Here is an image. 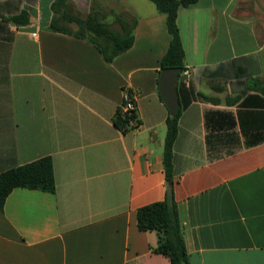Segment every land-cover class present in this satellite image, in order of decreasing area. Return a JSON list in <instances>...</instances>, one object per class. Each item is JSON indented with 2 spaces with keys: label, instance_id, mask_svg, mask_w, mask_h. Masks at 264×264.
Instances as JSON below:
<instances>
[{
  "label": "crops",
  "instance_id": "1",
  "mask_svg": "<svg viewBox=\"0 0 264 264\" xmlns=\"http://www.w3.org/2000/svg\"><path fill=\"white\" fill-rule=\"evenodd\" d=\"M54 1L0 0V172L51 156L56 183L9 193L0 264H169L137 224L168 184L166 14L151 0H67L115 29L117 14L137 19L132 47L107 62L51 28ZM177 23L190 75L177 81L173 179L189 264H264V0H198ZM124 87L139 119L126 132L114 123Z\"/></svg>",
  "mask_w": 264,
  "mask_h": 264
},
{
  "label": "trees",
  "instance_id": "2",
  "mask_svg": "<svg viewBox=\"0 0 264 264\" xmlns=\"http://www.w3.org/2000/svg\"><path fill=\"white\" fill-rule=\"evenodd\" d=\"M157 9L166 14L167 29L170 41L165 54L160 60L161 70L166 67L185 68V51L177 23L180 7L195 4L198 0H151ZM67 0H55L53 10L59 16L51 22L55 31L74 34L87 39L100 52L103 59L112 62L119 54L132 47L137 24L135 17L117 14L116 22L119 29L101 19L97 14L90 12L86 16L73 14L66 9ZM15 22L28 21L25 12L12 18ZM65 20L75 22L77 31H71L59 22ZM162 97V96H161ZM206 98V97H205ZM163 99V98H162ZM183 105H180L174 114L168 111L166 117V135L163 150V165L168 181L165 198L143 205L137 210V224L140 230H153L157 233V245L153 251L167 258L169 264H189L188 252L183 236V227L179 217V210L174 194L173 161L174 143L179 129V117ZM131 119L135 120L132 123ZM115 125L126 132L139 123L136 110L130 116L116 113ZM55 175L51 156L39 157L25 164L17 165L0 172V209L3 208L9 193L15 187L55 191Z\"/></svg>",
  "mask_w": 264,
  "mask_h": 264
},
{
  "label": "water",
  "instance_id": "3",
  "mask_svg": "<svg viewBox=\"0 0 264 264\" xmlns=\"http://www.w3.org/2000/svg\"><path fill=\"white\" fill-rule=\"evenodd\" d=\"M181 72V67H166L160 72V93L171 114H174L180 106L177 81Z\"/></svg>",
  "mask_w": 264,
  "mask_h": 264
},
{
  "label": "built area",
  "instance_id": "4",
  "mask_svg": "<svg viewBox=\"0 0 264 264\" xmlns=\"http://www.w3.org/2000/svg\"><path fill=\"white\" fill-rule=\"evenodd\" d=\"M180 75H183L186 78L189 77L190 75L189 68L185 66V68L182 69V72ZM135 110H136L135 97L129 88L124 87L123 97H122L121 102L119 103L117 113L126 117V116L132 115ZM131 121L132 123H135V120L131 119Z\"/></svg>",
  "mask_w": 264,
  "mask_h": 264
},
{
  "label": "rangeland",
  "instance_id": "5",
  "mask_svg": "<svg viewBox=\"0 0 264 264\" xmlns=\"http://www.w3.org/2000/svg\"><path fill=\"white\" fill-rule=\"evenodd\" d=\"M74 26H76V24H73ZM113 26H117V23L115 22V20L113 21Z\"/></svg>",
  "mask_w": 264,
  "mask_h": 264
}]
</instances>
